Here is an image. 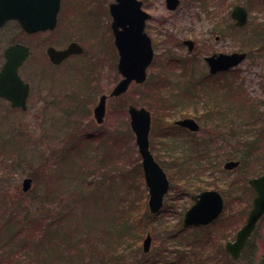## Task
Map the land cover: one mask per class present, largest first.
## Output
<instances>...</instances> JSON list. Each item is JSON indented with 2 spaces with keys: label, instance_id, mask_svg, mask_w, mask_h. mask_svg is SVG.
<instances>
[{
  "label": "rangeland",
  "instance_id": "obj_1",
  "mask_svg": "<svg viewBox=\"0 0 264 264\" xmlns=\"http://www.w3.org/2000/svg\"><path fill=\"white\" fill-rule=\"evenodd\" d=\"M141 1L143 9L151 15L146 22L145 31L152 41L154 61L148 69V80L145 85L133 83L126 94L107 100V114L102 125L95 123L92 108L97 103L98 96L101 93L108 94L119 79L115 71L116 50L108 28L111 21L108 6L112 0H61L56 28L48 32L47 36L43 35L48 45H53L55 48L63 47L72 39L77 40L84 47V56L70 59L63 65L61 73L69 75L66 72L72 69L71 79L66 77V85H69L68 82L77 85L82 75L87 74L86 65L90 64L91 72L86 81V89L80 90L71 86L68 90L71 100H64L59 110L51 109L46 114L35 115L33 112L21 114L0 108V264L15 262L36 264L33 258L23 257L21 246L28 247L27 251H29L30 246L39 243L44 232L42 210L45 211L46 217L48 209L50 216L54 218L55 215L57 217L60 214L62 220L67 221L72 218L70 229H78L80 239L85 234L81 215L84 211L93 215L87 211V204L78 200L82 199L81 197L73 198L62 193L57 195L54 191H62L64 187L69 189L68 184L63 180L58 181L60 186L54 191L47 186L54 180L51 178L54 175L51 174L56 161L64 152H70L67 150L72 147L77 148V152H73L74 162L80 167L81 173L85 171L83 179L81 178L79 182L85 186L84 190H81L82 195L89 193L91 188L103 181L99 176L100 170L94 167V157L90 159L89 156L92 155L85 157L82 154L85 150L89 154H106L113 167L118 169L113 171V177L118 184L124 185V189H118L117 195L116 189L108 185L112 182H107L106 195L110 197L118 211H124V216L116 219L117 226L122 223L128 225L127 220L130 219L137 224L131 230L129 226L125 227L124 231L129 238L125 233L120 237L113 234L110 244H115L121 249L122 246H118L119 244L126 241L132 243L133 249L136 247L132 255L136 252L137 259L139 252L142 251L145 232L149 229L152 231L154 236L152 249L156 250L158 234L164 235L162 227L166 225L170 235L179 236V240L185 242L188 247L189 244L200 247L202 244L205 245L208 259L202 257L200 261L203 264H263L264 220L259 223L255 236L250 240L239 261H230L222 252H224V242L234 238L248 213L252 195L248 190L247 180L264 172V51L261 49L259 55L247 52L249 55L238 66L223 72L220 77L217 76L216 80L221 84L224 83V88L220 90L214 84L215 78L205 76L207 66L203 57L212 53L229 54L244 50L242 44L247 46L245 40L257 35L258 27H261L259 23L264 22V2L262 0H180L176 10L169 11L165 6V0ZM237 4L245 6L248 10V23L243 28L234 27L229 16L232 8ZM86 10L93 16L88 19L90 12H87L89 22L88 28L85 29L84 22L87 20L82 17V11ZM96 12L104 13V16L99 17ZM95 14L98 17L97 23L93 19ZM94 21L95 29H93ZM84 30L87 33L93 30L96 35L91 38V34L86 35ZM11 32V25L0 31V53L13 39ZM185 39L194 42L192 52H188L187 47L182 45L181 42ZM39 42L40 40L36 38L32 39L34 50L32 59H36L39 51L36 47L40 46ZM251 46L264 48V39L257 46L249 44L247 47ZM44 61L46 64L45 58ZM180 63H184L186 73L193 71L191 78L180 73L182 69ZM27 67L24 69L25 75ZM48 72L55 74L59 71L48 68ZM188 80L195 84V87L187 85L188 97L174 96L172 93L183 90ZM152 89L162 92V106L156 103L158 107L154 105L153 109H158L154 113L152 107L149 109L146 104L148 103L146 93ZM205 90H211L210 94L217 98L216 101H225V106L238 108L230 116L237 121L238 125L235 123L234 130L239 131L240 135L235 157L237 159L243 154L246 155L245 148L248 147L249 159H242L240 166L235 170L223 169L225 158L232 156L229 143L233 141L234 135L229 137L224 135L226 130L223 127L218 128V122L211 119L208 109L215 101L208 100L207 95L203 93ZM68 91H65V95ZM76 95L79 96V100L75 102L77 103L75 108L72 97ZM175 97L178 98L176 101ZM128 104L145 105L156 117L150 129V148L166 172L171 187L164 200L165 206L157 216L150 215L147 208V190L140 158L127 123L126 105ZM177 107L179 109L176 111ZM52 110L54 113H51ZM183 116H198L200 131L182 136L183 130L175 127L172 122ZM164 121L172 125V133L169 132L165 136L161 134V124ZM229 121V118H226L224 122L228 125ZM64 139L67 141L65 142ZM79 140L81 142L78 144ZM188 142L193 146H199L201 153L192 154ZM104 146L107 147L106 151ZM79 151L82 153L79 154ZM202 154L206 157L200 158ZM207 154L210 157H207ZM179 158L186 160L185 170L181 171L179 170L181 168L177 167ZM70 166L68 158L67 165H63L62 170L65 168L68 170ZM120 172L123 173L122 177H118ZM26 177H31L33 184L31 190L23 193L21 183ZM184 182L194 185L184 188V193L179 195L177 187L184 185ZM202 188L219 190L226 197L227 207L221 218L207 231L212 233L210 236L213 235L212 238H206L211 241L202 239V242H205L200 243L201 238L203 236L205 238L206 234L203 232L197 234L198 230L190 231V229L183 232L180 222L185 209L191 205L190 196ZM88 201L89 199L87 203ZM24 216L26 218L22 219ZM160 221H162L161 226H159ZM6 223H11L10 233L15 234L14 239H11L13 244L11 249L3 235L5 226L8 225ZM104 226L110 230L109 223L105 222ZM64 230L68 232L66 228ZM194 238L195 243L191 242ZM39 247L36 246L37 249ZM58 247L64 254L70 252L69 248L62 244H58ZM98 247L102 251L104 244L101 243ZM84 250L86 253L83 254V259L75 263L74 260L73 263L61 260L62 263L102 264L97 261L95 255H92L89 246ZM31 251L37 254L36 250ZM127 254L128 251L125 250V257ZM187 255H193L191 260L196 258L194 254L187 253ZM38 256H41L39 251ZM145 257L148 256L145 255L144 259ZM129 259H132V256L128 257V262L131 261ZM114 264L118 262L114 261Z\"/></svg>",
  "mask_w": 264,
  "mask_h": 264
},
{
  "label": "water",
  "instance_id": "obj_2",
  "mask_svg": "<svg viewBox=\"0 0 264 264\" xmlns=\"http://www.w3.org/2000/svg\"><path fill=\"white\" fill-rule=\"evenodd\" d=\"M179 0H166L169 10H174ZM60 0H0V26L8 19H17L22 28L29 32L37 30L53 29L56 24V15L59 10ZM142 3L138 0H114L110 4L109 12L112 16V29L114 44L118 51V71L122 80L117 83L110 96H118L124 93L131 81L143 83L146 79V69L153 59V49L150 38L144 31L145 21L149 14L141 9ZM232 18L235 25L242 26L247 21V11L241 7H234ZM42 22H39L41 20ZM191 49V42L187 41ZM71 53H82L77 44H70L63 51H55L50 48L48 54L51 61L60 63ZM27 49L21 45H12L5 50L6 62L0 71V96L11 102L12 107L25 108V99L28 86L23 84L17 74L18 66L24 61ZM245 53L234 52L232 54H214L205 58L211 73L225 70L240 63ZM105 96L94 109V117L98 123L103 121L105 112ZM129 125L135 137L138 154L141 158V167L145 186L148 191V209L154 214L159 211L162 201L168 191V180L160 165L155 161L149 149V130L151 115L143 107L136 108L129 105L127 108ZM180 125L197 131L198 126L192 119H184L178 122ZM238 162L226 163V168H234ZM31 179L23 180L22 188L26 192L31 186ZM249 183L256 191L252 208L249 211L244 225L236 234L232 243L226 244V250L237 259L244 248L248 237L251 235L258 220L264 215V175ZM194 203L185 211L183 225L198 226L208 225L222 211L223 203L220 194L216 191H203L193 197ZM151 239L147 234L143 241V251L150 249Z\"/></svg>",
  "mask_w": 264,
  "mask_h": 264
},
{
  "label": "trees",
  "instance_id": "obj_3",
  "mask_svg": "<svg viewBox=\"0 0 264 264\" xmlns=\"http://www.w3.org/2000/svg\"><path fill=\"white\" fill-rule=\"evenodd\" d=\"M262 1L264 2V0ZM259 26H261V27H258L259 33L257 35H252L247 41L245 40V42L248 43L247 46L249 44L253 46H257L258 43H260V41L264 39V22L259 23ZM247 46L242 44V47L244 48V50L243 49L241 50L250 52V53L253 52L257 55L261 54V51H262L261 49H263L264 51V48H261V47L254 48L252 46L251 47H247ZM187 85H192L195 87L194 83L187 82L185 84L186 88L183 90L184 92H186V89L187 90L189 89L187 88ZM161 94H162L161 91H157L153 89L151 91H147L146 93V99L148 101V103L146 104L149 109L152 107L151 110H153V113L156 112L158 109V108L153 109L156 103L162 106ZM206 94L210 102L215 101L212 99L213 96L210 93L206 92ZM240 105L242 106V104ZM215 107H217L216 101L212 104L211 108H209L208 111L210 113L215 112L216 111ZM211 115L212 114H210V116ZM153 116H154L153 118V121H154L156 117L155 115ZM171 128L172 126L164 121L161 124V134L165 136L166 134L171 132ZM129 133H130V130H129ZM80 142L81 140L78 141V144ZM104 150L105 151L107 150L106 146H104ZM67 151H70V152L68 153L64 152V154L60 156V158L56 161V166L52 169V174H51V175H54L51 177L54 180L49 182L47 186L49 188L51 187V189L54 191L56 187L60 186L58 183L59 180L65 181L68 184L69 189L62 186L64 187V190L60 192L67 194L73 198L81 197L82 199H78V200H82L85 204H87L88 205V206L86 205L87 211L93 213V215L89 213L86 214L85 211H84V214L81 215L82 222H83L82 225H84V228H85V234H83L82 238L80 239V237L78 238V233H79L78 229H70L73 223L71 222L72 218L67 221H65V219L62 220L61 219L62 214H60V216H57V217L55 215V218H54L53 216H50L51 213H49L48 209L46 210L48 212L47 217H46L45 211L42 210L41 213L44 215L43 222H42L44 232L42 234V237L40 241H38L39 242L38 244H34L30 246L31 249L29 251H27L28 247L23 246V245L21 246L22 248L21 254L23 255V257L33 258L36 264H40V262L42 261L39 259H43V260L46 259L48 264L49 263L63 264L61 260H63V262H68V263H73L72 261L74 260V263H75V261H79L83 259V254L86 253L84 248L86 246L88 248L89 246V250L91 251L92 255L93 256L95 255V257L98 259L97 261H100L102 264H110V262L114 264V261H117L118 264H203L200 261V259L202 257H205L204 259L206 260L208 259V257H206L207 255H204L206 252V250L204 249L205 247L204 244H202L201 247L197 246L196 244H193V245L189 244V247H188L187 245H185V242H182L179 240V236L177 237V236L170 235V232L167 230L166 225L162 227L164 235L158 234V237H159V240L157 241L158 246L156 250H154L155 251L154 254L151 255L150 257H145V259L141 251L139 252V258L137 259L135 257L136 252H134V254L132 255V252L136 251V247L133 249L134 245L128 241L118 245V246H122L121 249L115 246V244H110V240L113 237V234H116L119 237L123 236V233H125L124 230H126L125 228L126 226H129L131 230L137 224L135 221L130 219V220H127L128 225L125 226V224L122 223L117 226L118 223L116 222V219L124 216V211L123 210L118 211L113 206L112 204L113 201L110 199V197L106 195V190H107L106 183L107 182L108 183L112 182L111 184H108V185L116 189L115 193L117 195H118L117 193L118 189H124V185L118 184L116 181V178L113 177L114 176L113 171L118 170V169L113 167V164L108 160V158L106 157V154L100 153V155H98V154H89L88 152L86 153V150L83 153L79 151V154L81 152L82 154H84L85 157L87 155L88 156L92 155V156H89L90 159L91 158L93 159L94 157V160H95L94 167L95 168L97 167L98 170H100L99 176L103 179V181L99 182L97 186L95 185V187H93V188H96L98 191L91 188L89 193L82 195L81 190H84L85 186H83L79 182L81 178L83 179L84 177L83 175L85 174V171L81 173L79 171L80 167L77 166V163L74 162L73 152H77V148L72 147ZM247 157H248L247 154L242 155L241 159H244V158L247 159ZM68 158L70 159L71 166L69 167L68 170L67 168L62 170V166L67 165ZM184 165H185V161H178L177 167L181 168L179 170L182 171V170H185ZM103 169L105 170L103 171ZM73 170H75V172H73ZM122 175L123 173L120 172L118 177H122ZM52 182L55 184H52ZM114 198L115 196H113V199ZM87 199H89L88 203H87ZM25 218L26 216H24L22 219H25ZM105 222L110 224V230L105 228L104 226ZM10 225L11 223L5 226L3 235H4L5 241H7V243L9 244L8 247L11 249V247L13 246L11 239H14L15 234L13 232L10 233L11 231L10 230L11 228L9 227ZM161 225H162V221L159 222V226ZM65 228L68 230V232L64 230ZM153 231L155 232V228H153ZM126 236L129 238L127 234ZM206 241H209V240H206ZM191 242L195 243L196 239L195 238L192 239ZM203 242L201 238L200 243H203ZM101 243L104 244V248L102 251H100L98 247V245H100ZM58 244H62L64 247L69 248L70 252H67L66 254H64L63 250L61 251L60 248L58 247ZM36 246H40L39 249H37ZM23 247H26V248H23ZM31 250H36L37 254L32 252ZM125 250L128 251L127 257H125L124 255ZM38 251L41 252V256H38ZM187 253H190L191 255L194 254L196 258H193V260H191L193 255L188 256ZM130 256H132V259H129L131 261L128 262L127 259ZM90 258L91 260H94L92 257ZM263 264H264V257H263Z\"/></svg>",
  "mask_w": 264,
  "mask_h": 264
},
{
  "label": "flooded vegetation",
  "instance_id": "obj_4",
  "mask_svg": "<svg viewBox=\"0 0 264 264\" xmlns=\"http://www.w3.org/2000/svg\"><path fill=\"white\" fill-rule=\"evenodd\" d=\"M87 12H90V11H88V10L82 11V17L86 18V20H87L84 22L85 29L88 28V25H87V23L89 22L88 19H90L93 16L92 13L90 12L88 19H87ZM96 13L98 14L99 17L104 16V13L103 14H101V12L100 13L96 12ZM97 14H95V16L93 18L96 21V23L98 21ZM95 21H94V28L93 29H95ZM111 22L112 21H110V23L108 24V28H109V31L111 32V37H112ZM57 23H58V17H57ZM7 25H11V29H12L11 34L13 35V39L11 40V42L6 47H8L10 45H22L27 49V56H26L24 62L19 66L18 74H19L20 78L22 79V81L28 85V95H27V98L25 101V105H26L25 109L12 107L11 103L9 101H7L6 99H4L3 97H0V108H6V109H9L11 111L18 112L21 114H27V113H32V112L35 115L36 114H46L51 109H54L55 111L59 110L61 107V104H63L64 100H67V101L71 100V97H70V94L68 91L71 86H74V88H77L80 90H81V88L86 89V87H87L86 81H87V78L89 76L88 74L82 75L81 79L77 82V85L75 83H71V82H68L69 85H66V77H67V79H71L70 75H64L61 73L63 65L66 62H68L70 59H72L74 57H79L78 55H70L65 61H63L60 64H54V63L50 62V59L48 56L49 55L48 54L49 48H54L55 50H63L72 42H75V43L79 44L80 46H82L77 40H75V39L69 40L67 42V44L64 45L63 47L55 48L53 45H48V42L45 38H43V35L47 36L48 32H52L56 27L52 30L45 29V30H40L37 32H29V31L23 30L18 21L10 20V21H7L2 27H0V31L2 29H4ZM90 26H91V24H90ZM84 31H85L86 35H88V36L91 34V38H93V36L96 35V32H94L93 30H92V32L90 31V33H87L86 30H84ZM93 32H94V35H92ZM34 38L38 39V41L40 40V42H39L40 46L36 47V49L39 50L36 54V59L35 58L32 59V56L34 55L32 39H34ZM4 49L0 53V69L2 68L4 61H5L4 56H3ZM83 49H84V47H83ZM41 50H42V52H41ZM44 58L47 62L46 64H45ZM26 66H28V67H27L26 75H25L24 69ZM88 67H89L88 71H90V64H88ZM48 68L53 70V71L58 70L59 72L55 73V74H53V73L49 74ZM43 71H45V72H43ZM222 74H223V72L218 74V76L222 75ZM65 91H68L67 95H65ZM176 94L186 95L185 92L174 91V95H176ZM177 99L178 98L175 97V101ZM222 99H223V97H222ZM72 100H73V105L76 108L77 103H75V102L77 100H79V96L76 95L75 97H72ZM219 104L220 105L218 107V113H217V122H218L217 127L218 128L223 127L224 130H226V134H224V135H227V137L234 135L233 141L231 142L232 146H231V143H229V145L231 147V148L229 147L231 149L230 153L232 156L229 158H225L226 161L223 163V166H224V164L228 161H235V160L240 161V157H238L237 159L235 157V154H237V150H238L236 147L240 143V135H239V131L234 130L235 129V123L238 125L237 121L234 119H231V117H230L231 113L235 109L232 107H229V106L226 107L227 105L225 106V101H223V100H220ZM95 106H96V104L93 106L92 111L94 110ZM75 108H74V110H75ZM177 109H179V107L176 108V111H177ZM169 111L172 113L171 110H169ZM51 113H54L53 110ZM226 118H229V120H230L228 125H226L224 122V121H226ZM198 119H199L198 116L194 117V120L199 124L198 121L200 119L199 120ZM52 124L56 125V123H52ZM200 129H201V126H200ZM192 134H196V133H192ZM223 141L225 142L226 140H223ZM189 144H190L189 147L191 149V153L196 154L197 152H196L195 146H193L191 143H189ZM222 155L224 156V152ZM204 156L206 157L205 154H202V156H200V158L201 157L204 158ZM238 156H239V151H238ZM207 157H210V156L207 154ZM227 173H229V172H227ZM261 174L254 176V177H251V178H257ZM247 187H248V190H250V193L252 195L250 205L248 207L250 210V208L252 207V201H253V198L255 195V191L248 185V180H247ZM209 189H211V188H209ZM202 190H205V188H202V189L196 191L195 193H193L190 196V200L192 201V196L196 193H199ZM220 194L223 197V201H224L223 211H225L226 207H227V200H226V197L224 194H222L221 192H220ZM42 264H44V262H42Z\"/></svg>",
  "mask_w": 264,
  "mask_h": 264
},
{
  "label": "bare ground",
  "instance_id": "obj_5",
  "mask_svg": "<svg viewBox=\"0 0 264 264\" xmlns=\"http://www.w3.org/2000/svg\"><path fill=\"white\" fill-rule=\"evenodd\" d=\"M193 185H194V184H192V183H191V184H189V183L187 184V183L184 182V185H181V186H180V187H182L183 189L180 188V187H177V190H179V195H181L182 193H184V192H183L184 188H186V187L189 188V187H192ZM179 188H180V189H179ZM173 191H174V190H173ZM210 238H211V237H210ZM210 241H211V240H210ZM226 256H227V257H231V256L228 255V254H227Z\"/></svg>",
  "mask_w": 264,
  "mask_h": 264
}]
</instances>
